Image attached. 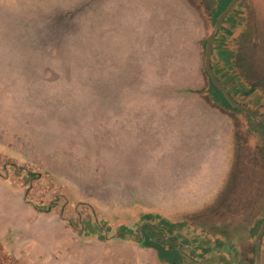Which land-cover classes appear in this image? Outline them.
<instances>
[{
	"label": "rangeland",
	"instance_id": "374dc122",
	"mask_svg": "<svg viewBox=\"0 0 264 264\" xmlns=\"http://www.w3.org/2000/svg\"><path fill=\"white\" fill-rule=\"evenodd\" d=\"M196 1L0 0V177L17 186L0 199L38 264H163L145 230L217 195L229 117L190 58Z\"/></svg>",
	"mask_w": 264,
	"mask_h": 264
},
{
	"label": "crops",
	"instance_id": "0c3cea01",
	"mask_svg": "<svg viewBox=\"0 0 264 264\" xmlns=\"http://www.w3.org/2000/svg\"><path fill=\"white\" fill-rule=\"evenodd\" d=\"M196 2L192 6L201 19L202 32L195 38L196 52L190 58H205L208 35L231 0H214L212 5L210 0ZM249 13L251 26L247 24ZM151 52L149 49L145 58H150ZM157 52L161 54V49L155 54ZM156 58L162 57L156 55ZM210 67L234 101L264 117V0H237L213 38ZM205 90L204 94H209L217 102L206 105L229 117L225 125L230 129V155L223 164L225 169L219 172L224 177L218 192L236 176L235 190L239 189L244 194L241 205L243 213L246 212L239 221L248 224L247 234L241 237L249 243L264 220V125L227 103L212 82L206 83ZM0 184L16 193L17 186L7 179L0 177ZM20 194H16L17 198ZM144 234L159 248L163 264H249L248 249H231L225 245L224 235L203 231L188 222L163 234L162 231L147 229ZM34 243L17 217L10 214L8 204L0 199V264H38L34 258ZM260 249V264H264V233Z\"/></svg>",
	"mask_w": 264,
	"mask_h": 264
},
{
	"label": "trees",
	"instance_id": "16d2710c",
	"mask_svg": "<svg viewBox=\"0 0 264 264\" xmlns=\"http://www.w3.org/2000/svg\"><path fill=\"white\" fill-rule=\"evenodd\" d=\"M35 177L29 172V178ZM235 185L236 176H233L209 204L201 210L189 212L184 216L190 223L202 221L208 232L224 235L226 246L235 242V234L241 229L238 220L241 213L244 212L241 205L244 194L239 189L235 190L237 189Z\"/></svg>",
	"mask_w": 264,
	"mask_h": 264
},
{
	"label": "water",
	"instance_id": "95a60500",
	"mask_svg": "<svg viewBox=\"0 0 264 264\" xmlns=\"http://www.w3.org/2000/svg\"><path fill=\"white\" fill-rule=\"evenodd\" d=\"M236 2H237V0H231V2L228 4L226 9L218 17L211 33L208 35V38L206 40V45H205L206 46L205 47V58H203L204 59V61H203V73H204V76L206 77L207 83L210 81L213 84H215V86L223 94L225 100H227L226 101L227 103H229L231 106L237 108L238 110H241V111L249 114L250 116H253L255 119H257L259 122H261L264 125V117L263 116H261V115L257 114L256 112L249 110L248 108L242 106L241 104L234 101L229 96V94L225 90L224 86L221 84V82L214 75V73L212 72L211 67H210L211 45H212L213 38H214L215 34L217 33V30L219 29V26H220L223 18L229 12V10L234 6V4ZM204 93H206L205 89H204L202 94H203V96L206 97V99L208 98V103H216L217 104V102L214 101L209 94L205 95ZM245 213H242L240 215L239 220H241V216L243 218ZM239 220H238V222H240ZM240 224H241V226H240L241 229L237 232V234H235L236 237H235V242L233 243L234 245L232 244V245L227 246V247H230L231 249H235L238 247L240 250H247L248 249V252L250 253L249 264H260V253H261L260 248H261L262 235L264 233V220L261 222L255 237L252 240H250L249 243L246 242L247 240H245L244 238L241 237L245 233L247 234L248 224H245L244 222L243 223L240 222ZM223 241L225 243V240H223ZM246 246H247V248H246ZM223 264H232V263L226 262Z\"/></svg>",
	"mask_w": 264,
	"mask_h": 264
}]
</instances>
